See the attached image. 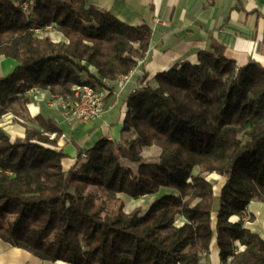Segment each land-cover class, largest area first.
<instances>
[{
	"label": "trees",
	"instance_id": "1",
	"mask_svg": "<svg viewBox=\"0 0 264 264\" xmlns=\"http://www.w3.org/2000/svg\"><path fill=\"white\" fill-rule=\"evenodd\" d=\"M48 26L63 39L36 31ZM151 39L148 25H128L86 0H0V55L16 61L0 78V239L68 264H197L215 240L223 262L264 264V239L243 220L251 200L264 202L260 63L239 66L212 47L155 74L125 99L122 132L134 136L103 137L90 148L71 140L67 171L54 120L26 119L32 124L15 138L2 127L5 114L21 115L31 88L62 100L83 83L111 90L145 61ZM148 146L159 148L158 162L140 163L137 175L121 165L141 162ZM212 172L226 178L214 218ZM161 188L172 192L145 211L124 212L117 196Z\"/></svg>",
	"mask_w": 264,
	"mask_h": 264
},
{
	"label": "crops",
	"instance_id": "2",
	"mask_svg": "<svg viewBox=\"0 0 264 264\" xmlns=\"http://www.w3.org/2000/svg\"><path fill=\"white\" fill-rule=\"evenodd\" d=\"M86 1L110 12L128 25H148L152 29V39L145 61L132 72L131 82L121 90L116 89L110 96L106 95L107 92L104 93L106 111L94 121L66 120L58 108L60 99H56L47 91L35 90L26 94L23 105L26 108L25 113L33 117L41 115L50 118L63 130L65 139L60 138L58 144L64 146L68 154L61 161L65 171L75 162L76 149L72 142L75 141L82 148H90L103 137H124L121 129L125 98L130 94L132 87H136L142 68L147 74L145 80H149L155 74L176 64L184 61L196 62L199 51L212 47L220 49L239 66L252 60L264 66V0ZM60 39L61 36L57 35V41ZM15 65V60L0 55V78L10 73ZM114 85L113 82L112 86L115 88ZM19 122L30 121L16 116L4 121V129L11 138L24 135V127ZM247 214L252 215V218L245 226L264 239V202L250 201ZM5 243L0 240V264H3V261L5 264H23V259L28 260L29 264H39L38 258L32 254L24 257L18 250L4 256ZM59 261L61 260L55 262L67 264ZM197 264L233 263L220 260L219 248L213 240L208 253L199 255Z\"/></svg>",
	"mask_w": 264,
	"mask_h": 264
},
{
	"label": "rangeland",
	"instance_id": "3",
	"mask_svg": "<svg viewBox=\"0 0 264 264\" xmlns=\"http://www.w3.org/2000/svg\"><path fill=\"white\" fill-rule=\"evenodd\" d=\"M38 33L40 34V35H49L50 36V38H52L53 40H55V41H57V35H60L61 36V39L60 40H62L63 39V36L59 33V32H57V31H55L54 29H53V27H47L46 29H44V30H39L38 31ZM140 64H143V61H141L140 63H139V66H138V68L139 67H141L140 66ZM134 70H132V71H130V76H129V80L126 82V83H124V85L122 86V87H120L119 85H118V83H117V79L114 81V86H115V88L112 86V88H111V90H108V89H105V88H101L100 89V91H103L104 93L105 92H107V94L106 95H111L112 93H114L115 91H116V89L117 90H121V89H123V88H125V86L127 85V84H129L130 82H131V80H132V72H133ZM139 78H137V82H136V87H132V89H131V92H134L135 90H138V89H141V88H143L145 85H146V81L147 80H145L146 79V76H147V74L145 73V71L143 70V68H142V71L139 73ZM37 90V89H36ZM40 91V90H39ZM42 91H45V90H42ZM130 92V93H131ZM56 99H60V98H57V97H55ZM127 98V97H126ZM125 98V99H126ZM61 103H62V100L60 99L59 100V103H57V104H59L58 105V108H59V111L61 112V114H62V109H61ZM104 105H105V102H104ZM18 107H20L19 108V111H20V113H21V115H19V116H16L17 118H19V119H23V120H26V119H30V118H32L33 116H31V115H29L28 113H25V109L26 108H24V106L23 105H19ZM105 111H106V105H105ZM11 119V117H12V119H14V115L11 113V112H9V113H7V114H5L3 117H2V120H1V125H2V127L4 128V121L6 120V119H9V118ZM66 119V118H65ZM67 120V119H66ZM19 124H21L22 126H23V124H32L31 122H19ZM122 127H123V124H122ZM121 131H122V129H121ZM123 134H124V137H122L121 139H112V140H116V141H122V140H124V139H131L134 135L133 134H130V133H126V132H122ZM55 136V133H52L51 134V137H54ZM60 138H63V139H65V137H64V135L62 134L60 137H59V139ZM59 139H58V141H59ZM75 142V141H74ZM75 144H76V142H75ZM75 144H74V147H75ZM60 147H63V146H59V144L57 143V148H60ZM65 150V149H64ZM159 148L158 147H156V146H148V147H145L144 149H143V151H142V160H141V162H131V161H129L128 159H126V158H120V163H121V165L123 166V167H125V168H129V169H131V171L135 174V175H137V170H138V166H139V164L140 163H153V162H158L159 161ZM64 170V169H63ZM65 171V170H64ZM198 172V169L197 168H194L193 169V173H197ZM212 174H215V175H217L218 176V178L216 179V178H214L213 176H212ZM206 179L208 180V181H210L211 183H212V185H213V195L215 196V205H214V208H213V211H212V218H214L215 217V210L217 209V200H218V196L220 195V191H221V188L223 187V185H224V183H225V181H226V178L224 177V176H222V175H219V174H217V173H215V172H212V173H209V174H207L206 175ZM167 192H172V190H169V189H165V188H161V189H159L158 191H156V192H154V193H152V194H148V195H141V196H138V197H132V196H129V195H127V194H125V193H118L117 194V196L122 200V202H123V210H124V212H126V213H129V212H131L132 210H134V209H136V208H140L142 211H145L147 208H148V206L150 205V203L152 202V201H154L155 199H157L159 196H161L162 194H164V193H167ZM252 201V200H251ZM250 203V202H249ZM108 208L109 209H112V208H114V203H113V200H110L109 201V203H108ZM244 219V224H247L248 223V221L250 220L249 219V216H248V214L247 215H245L244 217H243ZM232 219H237V217H235V216H233L232 217ZM184 222V218L182 217V216H177L176 217V219H175V224L176 225H181L182 223ZM1 240V239H0ZM3 242V241H2ZM5 243V242H4ZM3 251H5V255L4 256H6V255H8L10 252H11V254L13 253V251H17V252H20V253H22L23 254V256L25 257V256H29V252H27V251H25V250H23V249H20V248H17V247H13V246H11L10 244H8V243H5V245H4V247H3ZM27 254V255H26ZM10 257V255L8 256V258ZM0 260H2V258H0ZM62 261V260H61ZM63 262H65V261H63ZM22 263L23 264H29V261L28 260H26V259H23L22 260ZM38 263L39 264H59V263H56V262H43V261H41L40 260V262L38 261ZM65 263H67V262H65ZM3 264H5V262L3 261ZM68 264V263H67Z\"/></svg>",
	"mask_w": 264,
	"mask_h": 264
},
{
	"label": "built area",
	"instance_id": "4",
	"mask_svg": "<svg viewBox=\"0 0 264 264\" xmlns=\"http://www.w3.org/2000/svg\"><path fill=\"white\" fill-rule=\"evenodd\" d=\"M38 32L39 29H36ZM130 72L121 75L117 78V83L120 87L129 80ZM35 88H31L25 92V94L35 91ZM75 90L81 91V98L78 103H61L62 114L67 120L90 122L100 117L105 112L104 105V93L92 94L83 90L78 86H75Z\"/></svg>",
	"mask_w": 264,
	"mask_h": 264
},
{
	"label": "bare ground",
	"instance_id": "5",
	"mask_svg": "<svg viewBox=\"0 0 264 264\" xmlns=\"http://www.w3.org/2000/svg\"><path fill=\"white\" fill-rule=\"evenodd\" d=\"M75 86H78L80 88H83V90L87 91L88 93H92V94H101L104 93L103 91L100 90H96L94 89L92 86H90L89 84L83 83V84H79V85H74L72 87V97L70 98V100H62V103H78L80 101L81 98V91L80 90H75ZM212 176L214 178H218L217 175L212 174ZM61 262V261H59Z\"/></svg>",
	"mask_w": 264,
	"mask_h": 264
}]
</instances>
